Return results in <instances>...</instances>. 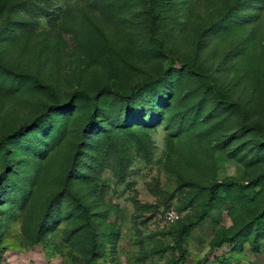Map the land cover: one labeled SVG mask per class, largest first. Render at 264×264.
<instances>
[{
    "label": "rangeland",
    "instance_id": "rangeland-1",
    "mask_svg": "<svg viewBox=\"0 0 264 264\" xmlns=\"http://www.w3.org/2000/svg\"><path fill=\"white\" fill-rule=\"evenodd\" d=\"M0 264H264V0H0Z\"/></svg>",
    "mask_w": 264,
    "mask_h": 264
},
{
    "label": "trees",
    "instance_id": "trees-1",
    "mask_svg": "<svg viewBox=\"0 0 264 264\" xmlns=\"http://www.w3.org/2000/svg\"><path fill=\"white\" fill-rule=\"evenodd\" d=\"M103 91H109V92H114L113 91V88L112 87H110V86H104L101 90H100V92H103ZM99 92V93H100ZM99 93H97V94H99ZM115 93L116 94H118V95H121V93L120 92H118V91H115ZM84 94V96H87L85 93H83ZM89 119H90V121L92 122L93 120H94V116L93 115H91L90 117H89ZM214 186H211L210 187V198H213V196H214ZM43 222H44V218L41 220V222H40V224H39V231H40V229L42 228V225H43Z\"/></svg>",
    "mask_w": 264,
    "mask_h": 264
},
{
    "label": "built area",
    "instance_id": "built-area-1",
    "mask_svg": "<svg viewBox=\"0 0 264 264\" xmlns=\"http://www.w3.org/2000/svg\"><path fill=\"white\" fill-rule=\"evenodd\" d=\"M163 219L167 223H173L178 219V214L173 208H168L163 213Z\"/></svg>",
    "mask_w": 264,
    "mask_h": 264
}]
</instances>
